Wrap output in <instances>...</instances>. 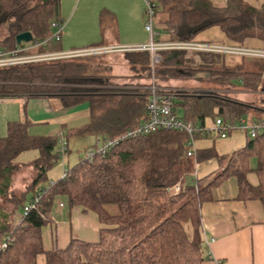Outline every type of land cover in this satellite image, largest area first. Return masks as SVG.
Wrapping results in <instances>:
<instances>
[{
  "label": "trees",
  "instance_id": "16d2710c",
  "mask_svg": "<svg viewBox=\"0 0 264 264\" xmlns=\"http://www.w3.org/2000/svg\"><path fill=\"white\" fill-rule=\"evenodd\" d=\"M58 1L39 0L31 5L29 0H0V22L8 28L0 49L24 46V42H16L15 35L29 31L33 38L27 44L46 38L48 42L22 53L59 50V41L51 37L52 22L62 21ZM148 1L154 4V17H161L163 30L172 40L191 41L201 31L217 27L230 41L227 44H241L251 38L264 42V2L254 7L243 0H228L226 6L217 8L208 0ZM120 53L132 70L138 66L147 77L151 71L148 53ZM185 54L181 50L160 51L154 67L157 78L188 77ZM192 54L207 62L203 64L208 76L204 79L215 85L233 87L232 80L239 78L246 90H264V73L239 65L228 68L225 55ZM100 55L1 66L0 98L57 97L65 106L85 100L89 104L87 123L61 131L63 138L121 136L145 119L149 91L103 87L109 84L106 72L111 70L91 60ZM166 93L173 108L180 111L179 116L198 127L193 138L211 134L204 125L206 119L221 117L225 123H234L254 111L262 114L255 119H264V98L260 105H254L213 93L170 88ZM28 126L27 121L8 122L6 134L0 136V196L10 205L0 218V264H36L38 254H44L45 264H201L205 257L200 205L214 186L233 176L239 200L264 204V134L248 136L242 148L228 155H218L214 149L196 151V162L216 159L221 169L190 182L183 183L184 172L193 167L187 155L188 135L174 129L119 140L104 153L84 156L65 168L61 176L47 180L46 171L60 156L56 149L60 135H31ZM29 148L38 150L32 162L15 163L14 158ZM26 166L32 169L31 182L17 191L12 187V176ZM248 172L256 174V185L248 181ZM176 184L178 189L174 188ZM35 198L38 201L34 207L23 214L24 207ZM59 198L71 207L80 206L97 214L102 226L96 242L71 239L63 249H43L41 228L50 221ZM110 205H115L117 212H111L107 208Z\"/></svg>",
  "mask_w": 264,
  "mask_h": 264
},
{
  "label": "crops",
  "instance_id": "0c3cea01",
  "mask_svg": "<svg viewBox=\"0 0 264 264\" xmlns=\"http://www.w3.org/2000/svg\"><path fill=\"white\" fill-rule=\"evenodd\" d=\"M208 1L213 6L221 8L226 6L228 0ZM243 1L254 7H259L264 2V0ZM145 2V0H59L58 12L64 21L59 50L46 52L87 47L115 48L147 43L149 35L144 29ZM154 28L157 32L155 40L173 41L170 39V34L163 30L159 15L154 17ZM194 40L230 43L217 27L201 31ZM237 45L264 49V42L254 38L246 39ZM221 55L226 56V54ZM166 84L165 87L170 90L203 88H199L198 83L180 84V81L174 80ZM233 88L239 95L259 92L246 90L242 86H233ZM178 111L176 109L179 115L180 111L179 113ZM258 115L262 117L259 111H254L243 115L236 122L243 120L247 124L257 120L255 117ZM88 119L89 104L85 100L65 106L57 97L0 98V136L6 134L7 123L12 121H27L28 132L31 135L45 136L55 135L57 131L66 132L67 128L81 127ZM204 125L210 129L206 121ZM210 131L211 134L208 136L194 138L195 152L214 149L218 155H228L242 148L248 139V131L238 127L224 138ZM191 158L194 168L198 163L211 160L196 162L195 156ZM220 169L217 160L214 159L206 166L199 167L192 180L205 178ZM246 177L251 184L258 183L254 172H248ZM237 195V180L229 176L214 186L208 199L201 203L200 234L205 257L201 264H264V204L258 200H239ZM59 203H62V206H59ZM101 226L96 213L80 206L71 207L64 199L59 198L52 209L50 221L41 228L43 249H63L71 239L96 242ZM36 264H45L44 254L36 256Z\"/></svg>",
  "mask_w": 264,
  "mask_h": 264
},
{
  "label": "built area",
  "instance_id": "2783aa9c",
  "mask_svg": "<svg viewBox=\"0 0 264 264\" xmlns=\"http://www.w3.org/2000/svg\"><path fill=\"white\" fill-rule=\"evenodd\" d=\"M145 20L144 29L149 35L147 43L140 45H124L117 46L115 48H104V47H87L82 49H74L70 51L60 52H36V53H22L30 49L36 48L39 45L45 46L48 42V38L43 39L39 42L31 44H25L24 46H18L13 50L3 51L0 49V67L24 63L31 61L51 60V59H62L79 56H88L106 53L110 51L125 52V51H139L148 53L150 56V67L153 71L154 67L160 60L159 52L164 50H181L186 53L193 52H205L213 54H226V55H237V56H257L264 57V49L261 48H248L237 44H227L223 42H200V41H166L160 42L155 40L157 32L154 28V4L148 0H145ZM64 21L61 22L53 21L52 27L53 32L51 37L59 41L61 35V29ZM147 90L149 91V97L145 106V119L142 120L137 126L126 130L121 136L113 139H103L100 137L96 138V142L99 144V148H95V151L89 150L85 156H91L93 152L104 153L112 145L119 140L126 138H134L140 135L149 134L157 130H169L174 129L184 132L188 135L186 145L188 147L187 155L190 157L195 156V146L193 133L198 129L192 122L180 117L176 109L172 106V99L166 93L167 88L160 86L159 84L151 81L148 85ZM246 129L248 136L253 138L257 135L264 134V119H258L247 124L245 121L235 123H225L221 117H216L213 121V128L218 137H226L230 131L236 128ZM200 130H206V128L199 127ZM59 144L60 147L57 149L61 155L67 150L66 141L64 140L62 133L59 132ZM175 189L179 188V184L174 186ZM38 201V198L33 199L26 207H24L23 214H26L30 208L34 207V204ZM62 206V203H59ZM5 242L2 244L4 247Z\"/></svg>",
  "mask_w": 264,
  "mask_h": 264
},
{
  "label": "rangeland",
  "instance_id": "374dc122",
  "mask_svg": "<svg viewBox=\"0 0 264 264\" xmlns=\"http://www.w3.org/2000/svg\"><path fill=\"white\" fill-rule=\"evenodd\" d=\"M31 5H35L39 2V0H29ZM8 35V28L6 23L0 22V41L3 40ZM30 43V42H29ZM27 44L24 42L23 45ZM35 51V50H33ZM185 59H188V77L179 78V79H167V80H160V78L155 75V69L153 71L147 72V77H144L146 72L141 71L140 67L137 66L135 70L131 69L130 66L127 64L126 59L124 58V54L116 51H110L106 53H102V55L97 56V58H91L93 62L99 63L102 67L106 66L111 71L106 72L108 77H110L109 84L103 87H108L112 89H119L124 91H137L135 93H144L147 92V87L151 81L161 85H167L166 83L170 80L180 81L182 83H189V85L198 83L200 87H203L199 90H192L190 89H175L178 92H191L197 94H208L213 93L222 97H227L234 100L243 101L246 103L260 105L261 100L264 98V90H258L259 92H254L245 95H239V93H235L233 87H224L221 88L214 84L212 80H206L207 74L203 71L204 66L203 64H207L204 62L201 57L198 55H193L192 53H186ZM217 59V58H215ZM225 66L228 68H236V65L242 66L244 70H255L264 73V57H257V56H234L229 55L223 57ZM239 68V67H238ZM237 68V69H238ZM198 77H202L198 79ZM234 86L241 87L240 79L235 78L232 80ZM175 86H179V84H175ZM173 86V87H175ZM190 87V86H188ZM193 87V86H192ZM262 97V98H261ZM206 125L208 128H213V120L206 119ZM32 132V131H31ZM57 133H59L57 131ZM67 144V150L62 153L56 161L49 167L46 171V178L47 180L55 179L62 175V172L65 168L72 166L76 162L83 158L87 151L93 150L95 148H99V144L96 142V138L91 135H84V136H70L68 138H64ZM60 142L57 143L56 149L60 147ZM38 155V150L34 148L26 149L20 152L15 158V163H31L32 160ZM214 159H211L206 162L196 164L195 168L190 167L186 172L183 174V183L189 182L194 177L195 173L198 171L199 167H204L206 164L213 162ZM32 171L30 166L23 167L21 171H18L13 174L12 176V187L16 190L21 189L23 190L26 188V185H29L31 182V175ZM43 183H46L44 181ZM42 183V184H43ZM25 186V187H24ZM18 191V190H17ZM10 208L9 203L5 202L4 199L0 196V218H2L3 213H7ZM111 212H117V208L115 205H110L107 207Z\"/></svg>",
  "mask_w": 264,
  "mask_h": 264
},
{
  "label": "water",
  "instance_id": "95a60500",
  "mask_svg": "<svg viewBox=\"0 0 264 264\" xmlns=\"http://www.w3.org/2000/svg\"><path fill=\"white\" fill-rule=\"evenodd\" d=\"M33 38V35L29 31H23L15 35V40L18 44L22 42H29Z\"/></svg>",
  "mask_w": 264,
  "mask_h": 264
},
{
  "label": "bare ground",
  "instance_id": "6f19581e",
  "mask_svg": "<svg viewBox=\"0 0 264 264\" xmlns=\"http://www.w3.org/2000/svg\"><path fill=\"white\" fill-rule=\"evenodd\" d=\"M261 48V47H260Z\"/></svg>",
  "mask_w": 264,
  "mask_h": 264
}]
</instances>
